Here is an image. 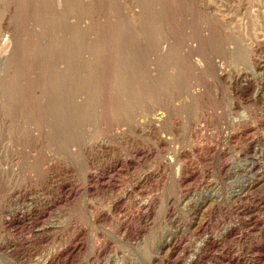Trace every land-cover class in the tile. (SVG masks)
Listing matches in <instances>:
<instances>
[{
  "label": "rangeland",
  "instance_id": "1",
  "mask_svg": "<svg viewBox=\"0 0 264 264\" xmlns=\"http://www.w3.org/2000/svg\"><path fill=\"white\" fill-rule=\"evenodd\" d=\"M70 1L0 0V264H264V0Z\"/></svg>",
  "mask_w": 264,
  "mask_h": 264
},
{
  "label": "bare ground",
  "instance_id": "2",
  "mask_svg": "<svg viewBox=\"0 0 264 264\" xmlns=\"http://www.w3.org/2000/svg\"><path fill=\"white\" fill-rule=\"evenodd\" d=\"M66 1H67V0H66ZM72 1H73V0H72ZM72 1H70V2H72ZM75 2H76V1L74 0V3H75ZM77 2H78V0H77ZM67 3H68V2H66V5H67ZM74 3H73V4H74ZM78 4H79V3H77V6H78ZM73 6H74V8H75L76 4L73 5ZM73 6H72V7H73ZM79 7H80V6H79ZM48 8H49V5H48ZM48 8H47V9H48ZM50 9H51V8H50ZM78 9H79V8H78ZM78 9H77V10H78ZM68 10H69V9H68ZM82 10H83V9H82ZM61 11H62V10H61ZM63 11H64V10H63ZM144 11H145V10H144ZM77 12H80V11H77ZM44 14H45V13H44ZM42 15H43V13H42ZM62 16H63V15H62ZM54 18H55V17H54ZM45 19H46V18H45ZM49 20H50V19H49ZM47 21H48V20H47ZM55 21H56V19H55ZM147 21H148V20H147ZM147 21H146V22H147ZM150 21H151V20H150ZM146 22H145V23H146ZM151 22H152V21H151ZM48 23H49V22H48ZM141 24H142V23H141ZM143 24H144V23H143ZM146 25H148V24H146ZM149 25H150V24H149ZM139 27H140V26H139ZM139 27H138V28H139ZM148 27H150V26H148ZM150 28H151V27H150ZM146 29H147V28H146ZM140 30H141V29H140ZM140 30H138V31L140 32ZM142 30H143V29H142ZM146 32H147V31H146ZM140 33H141V32H140ZM149 33H150V32H149ZM150 34H151V33H150ZM146 35H147V34H146ZM159 36H160V35H159ZM158 38H159V37H158ZM150 40H151V39H150ZM156 40H157V39H156ZM156 40H154V42H155ZM154 42H153V43H154ZM155 43H156V42H155ZM80 44H81V43H80ZM151 44H152V43H151ZM156 44H157V43H156ZM167 53H168V51H167ZM169 54H170V53H169ZM171 55H172V54H171ZM164 56H165V55H164ZM177 56H178V55H177ZM168 57H169V56H168ZM175 57H176V56H175ZM170 58H171V57H170ZM172 58H173V57H172ZM179 58H180V57H179ZM163 59H164V58H163ZM178 60H179V59H178ZM170 61H171V60H170ZM170 61H169V62H170ZM172 61H173V60H172ZM167 62H168V60H167ZM171 63H172V62H171ZM176 63H177V62H176ZM179 67H180V66H179ZM177 69H178V68H177ZM90 81H91V80H90ZM90 81L88 82L89 84H90ZM163 83H164V82H163ZM165 84H166V83H164L163 85H165ZM82 86H83V85H81V87H82ZM79 87H80V85H79ZM167 87H168V86H167ZM82 88H83V87H82ZM91 88H92V86L90 87V85H89L88 90L91 89ZM119 88H120V89H119L120 91H121V90L123 91V94L125 93L124 91H128V94H129V97H130V98H129L130 101H132V100H136V98H137V94H138V93H137V94H134V93H133V91H134L133 89H130V88L125 87V86H120ZM154 88H155V87H154ZM80 89H81V88H80ZM155 89H156V88H155ZM166 89H167V88H166ZM125 95H126V93H125ZM138 95H139V94H138ZM88 97H89V96H88ZM93 97H94V96H93ZM123 97H124V96H123ZM126 97H128V95H127ZM90 98H91V100H92V97H90ZM125 99H127V98H125ZM156 99H157V98H156ZM91 100H90V102H91ZM127 100H128V99H127ZM90 102H87V103L85 102V103H86V106H87V104H88V106H89ZM162 102H163V101H162ZM125 103H126V101L124 102V104H121V105H120L123 109L129 107L128 105L130 104V103H129V104H128V103L125 104ZM131 103H132V102H131ZM73 104H74V103H73ZM74 105H75V104H74ZM60 106H61V105H60ZM80 106H82V105H80ZM89 107H91L90 109H92V106H89ZM129 108H130V107H129ZM57 109H58V108H57ZM57 109H56V110H57ZM83 109H85V111H86V110H87V107H86V108L83 107ZM90 109L88 108L89 112H90ZM88 110H87V111H88ZM73 111H74V110H73ZM87 111H86V114H83L84 111H83V112H80V111H79V112L82 113L83 115H85L84 117H88V116H86L87 113H88ZM57 112H58V110H57ZM77 112H78V111H77ZM59 114H60V113H59ZM72 114H75V113H72ZM88 114H89V113H88ZM90 114H91V113H90ZM60 115H62V114H60ZM75 115H76V114H75ZM78 116H79V115H78ZM89 116H90V115H89ZM66 121H67V120H66Z\"/></svg>",
  "mask_w": 264,
  "mask_h": 264
}]
</instances>
